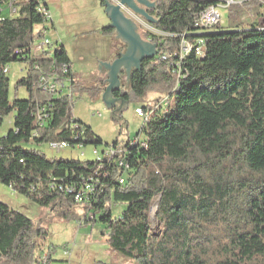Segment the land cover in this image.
I'll return each mask as SVG.
<instances>
[{"label":"trees","instance_id":"obj_1","mask_svg":"<svg viewBox=\"0 0 264 264\" xmlns=\"http://www.w3.org/2000/svg\"><path fill=\"white\" fill-rule=\"evenodd\" d=\"M151 2L155 8L148 14L167 37L142 34L158 54L130 74L128 92L116 90L113 98L126 104L159 85L167 99L137 135L144 146L131 140L112 144L126 151V170L108 163L102 169L101 155L94 162L55 160L30 147L102 145L73 110L75 96H100L106 80L91 86L76 81L63 46L51 57L33 55L48 23V15L38 11H48L44 0L17 5L13 17L0 16V131L13 115L11 129L5 136L0 132V183L42 208L65 204V219L86 224L99 214L110 248L140 264H264V22L202 36L205 57L191 53L179 69L181 36L194 29L208 0ZM160 52L170 59L162 60ZM17 63L28 69L15 89L25 88L28 97L11 101L8 72ZM62 67H69L67 75ZM42 77L68 78L71 96L50 94ZM40 109L46 116L38 123ZM86 184L95 190L77 202ZM158 198L155 236L150 210ZM112 203L127 207L118 219L112 218ZM46 236L32 219L0 201V264H36L38 241Z\"/></svg>","mask_w":264,"mask_h":264},{"label":"rangeland","instance_id":"obj_2","mask_svg":"<svg viewBox=\"0 0 264 264\" xmlns=\"http://www.w3.org/2000/svg\"><path fill=\"white\" fill-rule=\"evenodd\" d=\"M103 0H46L53 16L56 18V29L64 37V46L69 53L72 66L74 68L75 80L91 86L99 80H106L102 74H106L108 69L101 63L113 65L112 60L116 56L111 51L125 53V48L114 34L104 33V29L110 24L105 21V13L102 5ZM151 2V0H146ZM140 7V6H139ZM226 28L236 29L237 26H248L250 21L241 17V11L236 14L231 22L228 13L223 11ZM137 14V13H136ZM7 16V13L4 12ZM140 15V14H137ZM144 18V17H142ZM145 19V18H144ZM49 26V23L46 24ZM109 28V27H108ZM140 28L139 33L142 34ZM151 34H158L155 27L150 28ZM235 31V30H234ZM114 35V36H113ZM165 37L167 35L164 34ZM58 36L53 30L46 34L45 39L54 42ZM159 38V37H158ZM44 38L37 40L34 44L33 55L47 58L53 55L58 47L57 44L48 51L47 54L38 53L36 45ZM59 46L61 44L59 43ZM112 61V63H111ZM21 68L24 70L21 72ZM26 64H12L9 68L8 78L10 80V100L27 99L28 93L25 88L15 89L18 80L27 74ZM134 67L131 69V73ZM128 79V80H127ZM120 88L126 92L130 90V75L122 73ZM69 89L64 91L65 94ZM165 88L159 85L151 86L143 98H134L129 103L117 108V112L107 107L102 99L103 94L92 97L88 93H82L74 99L73 116L81 120L84 124L92 128L94 134L99 137L103 144L99 146L87 145L83 147H69L57 153L53 152L49 144L39 147L31 145L44 153L49 159L78 160L82 162H94L97 160L95 151L102 156L103 153L118 142L123 146L127 141L133 140L141 132L144 119L136 114L137 109L152 107L165 101ZM49 97L44 93L43 99ZM163 97L160 103L156 100ZM13 124V115L6 119L1 128V135L5 136ZM143 137V136H142ZM108 145V146H107ZM160 198L155 199L150 210L152 219V233L155 236L160 234L157 220L154 218L157 212L156 204ZM0 201L8 205L11 209L21 212L32 219L37 226H40L46 233L45 240L38 241L39 247L35 251L36 264L48 263L47 256L50 257L48 264H140L139 262L127 259L114 252L107 243L108 227L99 221L100 215H96V221L82 224L77 219H65L64 212L68 209L65 204L54 205L50 208H42L33 203L27 197L20 195L8 186L0 183ZM112 218L118 219L126 210V205H110ZM154 208V209H153ZM77 214H83L79 207L73 208ZM152 210H155L153 214ZM42 264V263H41Z\"/></svg>","mask_w":264,"mask_h":264},{"label":"built area","instance_id":"obj_3","mask_svg":"<svg viewBox=\"0 0 264 264\" xmlns=\"http://www.w3.org/2000/svg\"><path fill=\"white\" fill-rule=\"evenodd\" d=\"M30 1L31 0H0V16L2 18L13 17L17 14V5L22 3H28ZM208 3L209 4L204 9H202V12L195 20L194 29L192 31L187 30L181 36V44L178 55L180 61L176 64L179 69L181 68V62L185 60L191 53H194L197 58L202 59L205 57L206 42L204 38H202V36L215 32H220L222 30L225 32L231 31V29L226 28L227 26L225 24L223 11L228 13V19L230 22L235 19L236 14H238L240 11L242 13L240 18L246 21H250L248 24L249 27L253 24L264 22V0H208ZM38 11L43 15H48L49 22L51 21V16L49 12L46 11L43 7H40ZM4 12L7 13V16L4 15ZM234 30L235 29H233L232 31ZM53 47L54 44H52L50 40L45 39L44 31L43 41L36 45L37 51L41 52L46 49H51ZM159 57L162 60L170 59V56L164 52H160ZM68 71L69 67H62L63 75H67ZM40 83L42 85V88L48 91L50 94H54L56 96H71V90L69 88L70 82L68 78L65 79V81H58L56 77H42L40 79ZM66 89H69V92L67 94L64 93ZM161 106H163V102L152 107L150 110L147 111H145L143 108L136 110V114L140 118L144 119L143 126L147 123L152 113L155 112V110L160 108ZM37 116L38 123L44 121V116H46L45 109H40ZM130 143L134 146H144L141 137L134 138L133 140H131ZM49 147L53 152L59 153L64 149L69 148V144L66 142L50 143ZM95 154L97 155L99 160L100 153L98 151H95ZM125 154L126 151L121 147L114 148L113 146H110L102 155V169L106 167V163L114 165L119 169H128V166L125 163ZM119 183L123 185L124 179L120 178ZM94 190V188H91V185L86 184L84 190L76 195V201L82 202L84 192L92 193ZM68 193L73 194L74 191L72 189H68Z\"/></svg>","mask_w":264,"mask_h":264},{"label":"water","instance_id":"obj_4","mask_svg":"<svg viewBox=\"0 0 264 264\" xmlns=\"http://www.w3.org/2000/svg\"><path fill=\"white\" fill-rule=\"evenodd\" d=\"M118 4H113L110 1H106L105 14L110 21L108 26L110 29L116 31L118 37L127 46V51L122 54L113 65H107L101 63L109 70L108 86L103 93L102 99L111 110L117 112V108L122 107L125 103L121 100L113 98V93L120 88L119 74L124 70L128 75L131 74V69L139 70L143 61L147 59H153L157 56V45L145 42L141 36L137 34V26L132 20L125 16L124 8H127L140 16H143L151 24H155L156 21L152 18L146 10H142L138 7V4L145 6L148 9H154L155 4L146 0H119ZM107 27V28H108ZM135 57L136 65L131 66L128 62L129 59ZM128 80V79H127ZM119 105V106H118ZM118 106V107H117ZM121 109V108H119ZM160 200L156 204V208H159ZM157 219L156 215L154 216Z\"/></svg>","mask_w":264,"mask_h":264},{"label":"crops","instance_id":"obj_5","mask_svg":"<svg viewBox=\"0 0 264 264\" xmlns=\"http://www.w3.org/2000/svg\"><path fill=\"white\" fill-rule=\"evenodd\" d=\"M106 1H110L111 3H113V4H118L120 1L119 0H104V5H103V8H104V13H105V4H106ZM44 3L46 4V6H47V8H48V12H49V14H50V16H51V21L50 22H48L49 23V26H47V25H45L44 27H43V29H44V31H45V37H46V34H48L49 33V31L50 30H53L55 33H56V35L58 36L57 38L58 39H55V41L54 42H52V44H57L58 45V47H60L59 46V43L61 44V46H63L64 48H65V46H64V37L61 35V34H59L58 32H57V27H56V18L53 16V14H52V12H51V10H50V8H49V6H48V4L46 3V0H44ZM140 6V7H139ZM138 7L139 8H141L142 10H146V12L148 13L149 12V10H151V9H148V8H146L145 6H143V5H140V4H138ZM124 13H125V16L128 18V19H130V20H132L133 21V23L137 26V34H139L140 36H141V38H142V40H144L145 42H150L151 44H154V43H152L151 42V40L150 39H145V38H143V36H142V34L144 33V32H147V33H149V34H151L150 33V28H152V26L154 27V24H151L148 20H146V19H144V18H142L143 16H140V15H137L135 12H133V11H131V10H129V9H127V8H124ZM105 15V21H107L108 22V24H110V21H109V19L107 18V16H106V14H104ZM152 17V16H151ZM153 18V17H152ZM47 23V24H48ZM140 28L143 30L142 31V34H140L139 33V30H140ZM160 32V31H159ZM114 35H115V37H118V35H117V33H116V31L114 30V33H113ZM113 35V36H114ZM152 35H154V36H156V37H159V38H164L165 36H164V34L163 33H161L160 35H156V34H152ZM116 39H118L119 41H120V45H121V47H122V41L119 39V38H116ZM66 49V48H65ZM48 51H53L52 49H49ZM67 51V50H66ZM67 53H68V51H67ZM111 54L112 55H114V56H116V58L115 59H113L112 61L114 62V61H116L118 58H119V56H121L122 54H124V53H122L121 51L120 52H118V51H111ZM68 56H69V53H68ZM69 59H70V56H69ZM70 61H71V59H70ZM112 61H111V63H112ZM71 66H72V63H71ZM24 70L21 68V72H23ZM72 71H73V73H74V68H73V66H72ZM122 73H124V70H122V71H120V74H119V80L121 79V77H122ZM102 77L104 78V77H106V86H105V89H106V87L108 86V79H109V70H108V72H106V74H102ZM120 84H121V82H120ZM105 91H103V93H104ZM102 93V94H103ZM119 106V105H118ZM117 106V107H118ZM76 119V118H75ZM79 120V119H78Z\"/></svg>","mask_w":264,"mask_h":264},{"label":"flooded vegetation","instance_id":"obj_6","mask_svg":"<svg viewBox=\"0 0 264 264\" xmlns=\"http://www.w3.org/2000/svg\"><path fill=\"white\" fill-rule=\"evenodd\" d=\"M124 48H125V52L127 51L128 46L122 41ZM120 57V56H119ZM130 64L131 66H135L136 65V61H135V57L132 59H129L128 62H126V64Z\"/></svg>","mask_w":264,"mask_h":264},{"label":"bare ground","instance_id":"obj_7","mask_svg":"<svg viewBox=\"0 0 264 264\" xmlns=\"http://www.w3.org/2000/svg\"><path fill=\"white\" fill-rule=\"evenodd\" d=\"M47 20H48V22H49V16L47 17ZM6 72H7V70H6ZM154 209V208H153ZM153 212V211H152Z\"/></svg>","mask_w":264,"mask_h":264}]
</instances>
